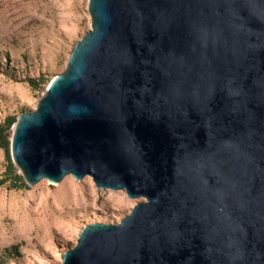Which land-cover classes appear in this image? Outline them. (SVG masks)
Here are the masks:
<instances>
[{"label": "water", "instance_id": "water-1", "mask_svg": "<svg viewBox=\"0 0 264 264\" xmlns=\"http://www.w3.org/2000/svg\"><path fill=\"white\" fill-rule=\"evenodd\" d=\"M90 30L9 156L142 199L61 264H264V0H87Z\"/></svg>", "mask_w": 264, "mask_h": 264}, {"label": "rangeland", "instance_id": "rangeland-1", "mask_svg": "<svg viewBox=\"0 0 264 264\" xmlns=\"http://www.w3.org/2000/svg\"><path fill=\"white\" fill-rule=\"evenodd\" d=\"M89 30L87 0H0V124L35 109L44 89L32 90L27 80L50 82L62 73L74 44ZM7 164L0 149V179L6 178L0 185V264H61L83 226L118 224L143 201L123 190L97 189L88 176L12 189ZM15 174L21 176L16 167Z\"/></svg>", "mask_w": 264, "mask_h": 264}, {"label": "trees", "instance_id": "trees-1", "mask_svg": "<svg viewBox=\"0 0 264 264\" xmlns=\"http://www.w3.org/2000/svg\"><path fill=\"white\" fill-rule=\"evenodd\" d=\"M29 87L32 90L40 91L42 89L45 90L47 84L49 83L46 78L40 77L38 80L35 79H28L27 80ZM46 85V86H45ZM17 116L8 117L6 121L3 124H0V149H3L6 154V158L8 161L7 164V170L6 175L10 177L11 183L10 188L12 189H20V188H27V186L24 184L23 179L21 176H18L15 174V167L13 166L10 156H9V138H8V131L12 127V125L15 123ZM6 182V178L0 179V185L4 184ZM18 246H12L8 251L5 250V255L8 256L7 252H16ZM4 258H0V263H3Z\"/></svg>", "mask_w": 264, "mask_h": 264}]
</instances>
